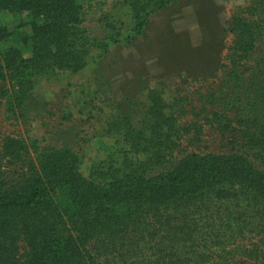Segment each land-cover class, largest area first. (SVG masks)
<instances>
[{
  "label": "rangeland",
  "instance_id": "obj_1",
  "mask_svg": "<svg viewBox=\"0 0 264 264\" xmlns=\"http://www.w3.org/2000/svg\"><path fill=\"white\" fill-rule=\"evenodd\" d=\"M75 1L78 29L88 41L80 71L21 76L0 65V183L21 184L54 151L73 155L85 178L92 168L126 162L143 163L153 175L192 153L257 159L253 139L264 122L258 52L241 62L245 72L229 74L230 20L251 0H177L148 16L132 40L127 4ZM30 22L28 12L0 11L7 34L0 54L12 48L31 57L22 43ZM8 140L18 141L19 149L9 150ZM231 194L206 198L188 218L193 232L159 264H264V200ZM18 249L23 256L25 244ZM154 252L145 253L151 264ZM99 264L128 263L108 255Z\"/></svg>",
  "mask_w": 264,
  "mask_h": 264
},
{
  "label": "trees",
  "instance_id": "obj_2",
  "mask_svg": "<svg viewBox=\"0 0 264 264\" xmlns=\"http://www.w3.org/2000/svg\"><path fill=\"white\" fill-rule=\"evenodd\" d=\"M118 1L130 8L132 40L143 33L148 16L177 0ZM0 11L28 12L31 17V33L22 38L31 57L23 59L10 48L0 54V65L21 76L84 67L88 41L78 29L75 0H0ZM228 32L234 38L231 78L246 71L240 64L255 52L264 65V0H251L233 14ZM6 37L0 30V40ZM258 75L264 96V68ZM20 145L6 143L9 150ZM253 145L258 151L253 162L241 154L192 153L153 175L143 163L126 162L92 168L85 178L69 152L44 155L38 170L21 184L0 183V264H99L108 255L128 264H151L145 253L152 250L155 264L166 263L175 243L193 232L188 218L206 198L223 200L244 192L264 200V122ZM20 241L26 247L23 256Z\"/></svg>",
  "mask_w": 264,
  "mask_h": 264
}]
</instances>
